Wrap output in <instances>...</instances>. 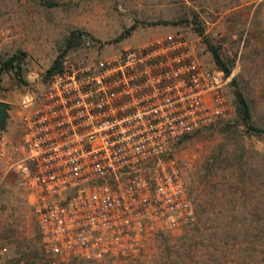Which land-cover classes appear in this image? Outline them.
<instances>
[{
  "label": "built area",
  "instance_id": "1",
  "mask_svg": "<svg viewBox=\"0 0 264 264\" xmlns=\"http://www.w3.org/2000/svg\"><path fill=\"white\" fill-rule=\"evenodd\" d=\"M94 45L84 37L85 50ZM207 53L175 27L107 58L66 56L24 103L13 167L52 264L138 258L156 236L196 222L178 149L233 112L234 75Z\"/></svg>",
  "mask_w": 264,
  "mask_h": 264
},
{
  "label": "rangeland",
  "instance_id": "2",
  "mask_svg": "<svg viewBox=\"0 0 264 264\" xmlns=\"http://www.w3.org/2000/svg\"><path fill=\"white\" fill-rule=\"evenodd\" d=\"M46 1V0H45ZM0 0V60L25 54L20 76L5 74L0 101L8 104V120L0 130L8 146L0 153V264H52L44 254L32 198L13 167L22 135L24 103L41 95L48 72L62 56L79 61L107 58L137 48L175 27L193 38L204 36L232 66L231 116L218 126L185 141L178 157L186 162L185 178L197 207L196 222L156 236L134 259L56 264H264V134L249 133L240 119L234 90L248 99L253 124L264 129V29L249 10L233 11L229 0ZM162 22L171 25H156ZM177 24V25H174ZM138 29L122 39L132 26ZM75 31L95 40L66 50ZM215 62V61H214ZM38 255V257H37Z\"/></svg>",
  "mask_w": 264,
  "mask_h": 264
},
{
  "label": "trees",
  "instance_id": "3",
  "mask_svg": "<svg viewBox=\"0 0 264 264\" xmlns=\"http://www.w3.org/2000/svg\"><path fill=\"white\" fill-rule=\"evenodd\" d=\"M44 4L48 7H52L55 5L52 3V0H46V1L44 0ZM194 22L196 24V32L204 38V41H205L206 45L208 46V49L213 54L216 66L219 69L225 71L227 75H231L232 74V66L227 64L222 59L221 54L219 52V48L215 47L204 36V30L201 27V25H199L197 23V20H195ZM156 25L168 26V25H171V23L162 22V23H159ZM174 25H177V24H174ZM137 29H138L137 25L132 26L130 29H128L124 33V35L122 36V39L125 38L126 36H131L132 33L135 32ZM85 36H87V34L84 32H81V31L73 32L72 35L66 41L65 53L69 50L78 49L79 47L83 46ZM24 57H25V54L18 53V54L11 56L10 58H4V59L0 60V87H1V83L3 81V76L5 74L15 72L18 76H20L22 65H23L24 60H25ZM61 58H62V56H60L54 62L53 66L49 70L48 75H47L49 78L61 70V67H62ZM234 85H236V80H233L231 83V86H234ZM234 95H235V100H236V105H237L236 108H237L238 115H239L240 119L242 120L243 124L247 127L249 133L255 134V135L264 134V129H260V128L256 127L252 122L253 117H252L251 106H250L248 99L244 95V93L239 88H236L234 90ZM37 257H38V255H37ZM46 260H48V259L46 257H44V255H43L41 257V261H46ZM20 263H21V261L18 260L14 264H20ZM28 264H35V262L28 263Z\"/></svg>",
  "mask_w": 264,
  "mask_h": 264
},
{
  "label": "crops",
  "instance_id": "4",
  "mask_svg": "<svg viewBox=\"0 0 264 264\" xmlns=\"http://www.w3.org/2000/svg\"><path fill=\"white\" fill-rule=\"evenodd\" d=\"M233 11L249 10L256 16L260 28L264 29V0H229Z\"/></svg>",
  "mask_w": 264,
  "mask_h": 264
},
{
  "label": "water",
  "instance_id": "5",
  "mask_svg": "<svg viewBox=\"0 0 264 264\" xmlns=\"http://www.w3.org/2000/svg\"><path fill=\"white\" fill-rule=\"evenodd\" d=\"M10 106L0 101V130L6 126Z\"/></svg>",
  "mask_w": 264,
  "mask_h": 264
}]
</instances>
